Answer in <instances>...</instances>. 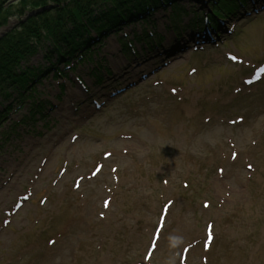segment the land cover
I'll list each match as a JSON object with an SVG mask.
<instances>
[{
    "label": "rangeland",
    "instance_id": "1",
    "mask_svg": "<svg viewBox=\"0 0 264 264\" xmlns=\"http://www.w3.org/2000/svg\"><path fill=\"white\" fill-rule=\"evenodd\" d=\"M212 1L157 9L103 37L65 80L51 69L0 98V128L21 124L0 152V264H264V10L222 13V42L195 48L171 20ZM148 29L160 45L134 44L125 60L121 44ZM96 65L111 70L101 83Z\"/></svg>",
    "mask_w": 264,
    "mask_h": 264
},
{
    "label": "trees",
    "instance_id": "2",
    "mask_svg": "<svg viewBox=\"0 0 264 264\" xmlns=\"http://www.w3.org/2000/svg\"><path fill=\"white\" fill-rule=\"evenodd\" d=\"M180 1L19 0L20 4L14 6V3L6 5L7 0H0V28L8 24L11 17L23 19L0 33V98L8 99L11 96L10 88L20 91L30 83L32 86L29 88L33 90L36 83H41V79L52 69L51 66L77 58L80 50L88 49L91 42L88 33L92 29H96L102 39L129 22L148 18L158 7L170 5L173 10L179 9ZM235 6L236 0H218L213 3L212 10L214 15L219 16ZM41 7L46 9L34 12ZM96 7H99L98 13L94 12ZM39 50L44 52L48 64L40 67L29 65L31 57ZM27 98H32V95H27ZM34 103L33 115L35 112L41 113L43 104ZM9 107L4 114H0V122L7 118ZM14 131L3 130L0 136L8 139V134Z\"/></svg>",
    "mask_w": 264,
    "mask_h": 264
},
{
    "label": "snow or ice",
    "instance_id": "3",
    "mask_svg": "<svg viewBox=\"0 0 264 264\" xmlns=\"http://www.w3.org/2000/svg\"><path fill=\"white\" fill-rule=\"evenodd\" d=\"M249 167H251V166L249 165Z\"/></svg>",
    "mask_w": 264,
    "mask_h": 264
}]
</instances>
